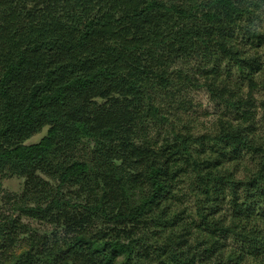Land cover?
Masks as SVG:
<instances>
[{
    "label": "trees",
    "instance_id": "16d2710c",
    "mask_svg": "<svg viewBox=\"0 0 264 264\" xmlns=\"http://www.w3.org/2000/svg\"><path fill=\"white\" fill-rule=\"evenodd\" d=\"M261 2L0 0V264H264ZM198 88L203 133L157 100Z\"/></svg>",
    "mask_w": 264,
    "mask_h": 264
},
{
    "label": "rangeland",
    "instance_id": "374dc122",
    "mask_svg": "<svg viewBox=\"0 0 264 264\" xmlns=\"http://www.w3.org/2000/svg\"><path fill=\"white\" fill-rule=\"evenodd\" d=\"M261 7L259 11L255 13L254 23L257 25V28L264 31V0H261ZM258 55L263 62L262 72L259 73L260 75L256 76L257 87L254 89V96L259 101H264V41L263 43L257 48ZM198 61L205 62L208 67H214L218 71L226 81H229L230 84H237L236 87L242 88L244 91L246 89V84L241 80L239 76L238 70L236 67L232 66L229 61L222 59L215 56L204 57V59H195ZM235 87V88H236ZM170 94V91H163L164 94ZM185 98L186 102L184 105H181L180 101L177 99H181L182 97H178V95L174 97H157V100L161 101L162 107L168 110V115L171 117L175 122L180 125L182 123H187L193 128V131L197 133H203L205 131L210 130L215 122L219 111L222 110L219 106L215 105V102L211 100L207 91L198 88V89H191L188 93L180 95ZM263 109L259 108L257 111V115L255 117L256 127H257V134L264 137V120H262ZM46 128H43L38 133L33 134L29 137L25 142L26 143H33L40 140V138L45 134ZM160 131L156 130V128L152 127L149 132V138L152 141L159 142L162 139V135L159 134ZM240 163H237L238 169V176L243 177L246 174L247 168H252L254 166V159L252 155L248 151H243L242 155L239 156ZM224 164L233 168L235 167L236 162L232 163L227 159V156L223 159ZM235 164V165H234ZM22 178L17 177H10L4 178L2 181V189L6 192H19L21 189ZM223 207L226 208L227 205L223 204ZM43 229V227H40ZM225 243L227 244V248L234 250L239 249L240 244L234 241L233 238L228 237L226 238Z\"/></svg>",
    "mask_w": 264,
    "mask_h": 264
}]
</instances>
